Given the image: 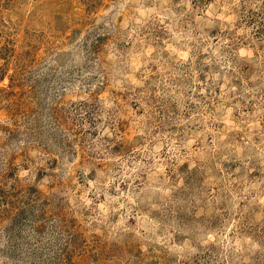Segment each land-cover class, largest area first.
Returning <instances> with one entry per match:
<instances>
[{"label": "rangeland", "instance_id": "1", "mask_svg": "<svg viewBox=\"0 0 264 264\" xmlns=\"http://www.w3.org/2000/svg\"><path fill=\"white\" fill-rule=\"evenodd\" d=\"M0 264H264V0H0Z\"/></svg>", "mask_w": 264, "mask_h": 264}]
</instances>
